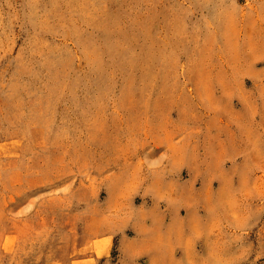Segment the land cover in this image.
<instances>
[{"label":"rangeland","instance_id":"obj_1","mask_svg":"<svg viewBox=\"0 0 264 264\" xmlns=\"http://www.w3.org/2000/svg\"><path fill=\"white\" fill-rule=\"evenodd\" d=\"M0 264H264V0H0Z\"/></svg>","mask_w":264,"mask_h":264}]
</instances>
